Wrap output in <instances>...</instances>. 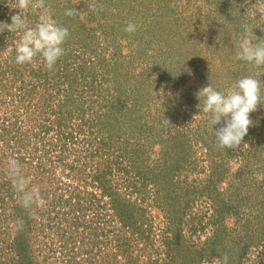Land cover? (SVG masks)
I'll list each match as a JSON object with an SVG mask.
<instances>
[{
    "label": "rangeland",
    "instance_id": "rangeland-1",
    "mask_svg": "<svg viewBox=\"0 0 264 264\" xmlns=\"http://www.w3.org/2000/svg\"><path fill=\"white\" fill-rule=\"evenodd\" d=\"M16 5L0 0V22ZM46 5L69 30L52 71L17 64L4 50L19 34H0V264H264V69L235 59L245 25L264 38V0ZM39 15L23 12L30 27ZM243 76L261 104L241 145L220 148L223 121L210 126L195 94ZM9 157L40 186L38 218Z\"/></svg>",
    "mask_w": 264,
    "mask_h": 264
},
{
    "label": "clouds",
    "instance_id": "clouds-1",
    "mask_svg": "<svg viewBox=\"0 0 264 264\" xmlns=\"http://www.w3.org/2000/svg\"><path fill=\"white\" fill-rule=\"evenodd\" d=\"M16 9H19V13L11 16V23L0 22V34L5 31L19 34L14 47L8 45L4 52L15 51V62L19 65L31 64L40 57L45 67L52 71L64 55L63 45L69 37L68 28L53 19L46 0H17ZM29 9L40 10L39 20L33 27L29 26L23 16V12ZM75 14L76 10L65 11L66 16ZM136 30L137 25L133 22L127 23L124 28V31L130 34ZM252 32L250 26H244L235 59L264 69V38L256 36L253 42L250 38ZM195 95L200 100L198 105L200 112L203 104L202 111L207 114L210 126L219 125L223 121L222 127L214 129L217 146L228 149L239 147L253 123L250 114L261 104L260 81L253 76H243L236 80L226 94L209 83L200 88ZM6 173L14 191L19 195L21 207L28 211L30 217L38 218L36 210L46 206L40 186L32 182L31 176L24 174L20 162L14 157L8 158ZM15 224L22 228L23 220H17ZM228 259L225 254L222 258L223 264H228ZM202 264H207V261Z\"/></svg>",
    "mask_w": 264,
    "mask_h": 264
},
{
    "label": "trees",
    "instance_id": "trees-1",
    "mask_svg": "<svg viewBox=\"0 0 264 264\" xmlns=\"http://www.w3.org/2000/svg\"><path fill=\"white\" fill-rule=\"evenodd\" d=\"M16 239L21 241L22 239H24V234L22 235V233L20 232V233L16 236Z\"/></svg>",
    "mask_w": 264,
    "mask_h": 264
}]
</instances>
